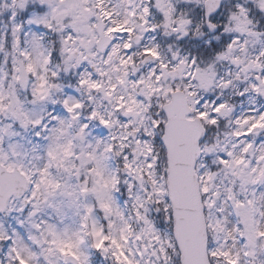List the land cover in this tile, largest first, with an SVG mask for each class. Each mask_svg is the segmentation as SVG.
Instances as JSON below:
<instances>
[{
	"label": "snow or ice",
	"instance_id": "6c2138e0",
	"mask_svg": "<svg viewBox=\"0 0 264 264\" xmlns=\"http://www.w3.org/2000/svg\"><path fill=\"white\" fill-rule=\"evenodd\" d=\"M0 264H264V0H0Z\"/></svg>",
	"mask_w": 264,
	"mask_h": 264
}]
</instances>
